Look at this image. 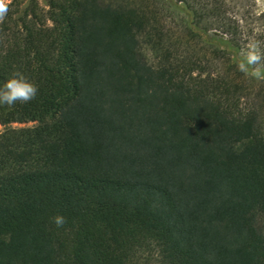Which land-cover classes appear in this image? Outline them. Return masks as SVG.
I'll return each instance as SVG.
<instances>
[{
    "label": "trees",
    "instance_id": "trees-1",
    "mask_svg": "<svg viewBox=\"0 0 264 264\" xmlns=\"http://www.w3.org/2000/svg\"><path fill=\"white\" fill-rule=\"evenodd\" d=\"M45 1L0 18V84L39 88L0 106V264H264V81L238 69L263 14Z\"/></svg>",
    "mask_w": 264,
    "mask_h": 264
},
{
    "label": "clouds",
    "instance_id": "clouds-1",
    "mask_svg": "<svg viewBox=\"0 0 264 264\" xmlns=\"http://www.w3.org/2000/svg\"><path fill=\"white\" fill-rule=\"evenodd\" d=\"M8 11L7 0H0V18ZM238 69L257 81H264V52L257 46L251 45L239 56ZM38 86L20 72H14L5 82L0 84V106L14 107L17 103L27 104L37 96ZM53 223L59 228L66 219L62 214L52 218Z\"/></svg>",
    "mask_w": 264,
    "mask_h": 264
},
{
    "label": "rangeland",
    "instance_id": "rangeland-1",
    "mask_svg": "<svg viewBox=\"0 0 264 264\" xmlns=\"http://www.w3.org/2000/svg\"><path fill=\"white\" fill-rule=\"evenodd\" d=\"M42 6H46L45 0H39ZM231 4L237 8L238 14H242L245 18L250 21L257 18L259 13L263 14V18L259 19V21L255 20L253 25H260L264 20V0H230ZM251 16L252 18H249ZM14 125L22 126L25 124L16 123ZM3 129L2 124L0 123V130Z\"/></svg>",
    "mask_w": 264,
    "mask_h": 264
}]
</instances>
